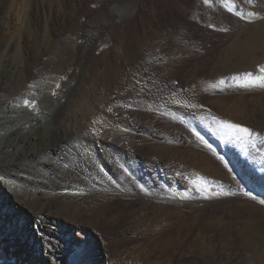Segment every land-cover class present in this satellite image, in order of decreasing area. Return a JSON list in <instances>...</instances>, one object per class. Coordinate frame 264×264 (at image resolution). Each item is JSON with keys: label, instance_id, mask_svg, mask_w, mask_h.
I'll list each match as a JSON object with an SVG mask.
<instances>
[{"label": "bare ground", "instance_id": "1", "mask_svg": "<svg viewBox=\"0 0 264 264\" xmlns=\"http://www.w3.org/2000/svg\"><path fill=\"white\" fill-rule=\"evenodd\" d=\"M106 1L0 0V264L91 262L94 243L100 247L91 224L103 232L114 264H166L187 222L220 203L215 188L228 174L215 149L158 113L170 102L169 87L180 88L183 63L167 34L154 36L165 7L150 3L152 15L138 19V2ZM77 17L92 28L83 41L73 33ZM177 30L170 33L180 44ZM241 71L208 86L195 71L180 79L189 91L209 94L181 112L192 133L212 135L210 119L230 146L237 137L249 144L247 134L220 123L251 128L264 105V87L255 82L264 73ZM251 84L262 93L252 96L256 105L243 94ZM148 105L153 116L141 120ZM177 176L181 182L168 180ZM75 229L86 244L73 248L68 234Z\"/></svg>", "mask_w": 264, "mask_h": 264}, {"label": "rangeland", "instance_id": "2", "mask_svg": "<svg viewBox=\"0 0 264 264\" xmlns=\"http://www.w3.org/2000/svg\"><path fill=\"white\" fill-rule=\"evenodd\" d=\"M131 1L136 4L138 2L137 5L140 8L136 14L138 19L141 16L148 18L149 6L153 3L165 7L166 14L162 18V22L155 21L156 34L154 36L160 34L158 37L160 39L165 37L164 34H167L166 40L171 50L174 51L175 55L178 53L180 55L178 57L183 58L182 68L176 72L175 80L178 79L177 82H180L184 88L181 85L180 88L171 85L168 89L171 98L170 104L168 103L164 107L166 110H159L158 113L163 112L161 116L167 117L178 130L187 131L185 133L189 135L188 138H197L196 140L205 143V146L212 150L214 148L216 158H218V162L220 161V169L223 166L221 170L228 174V177L224 176L220 177L221 180L218 179L219 186L217 189L215 188L217 201L220 203L202 207L199 210L202 211L201 214L187 222L186 237L178 250L172 252L171 259L166 264H264V203H261L264 200V105L257 106L255 118L252 119L251 123H248V127L251 125L249 129L252 132L251 135L246 136L248 140L250 139L249 144H242L244 137H237V142H232L233 146H230L227 141H224L226 138L223 136V132L216 128L215 123L213 125L210 119H207V123L211 127L212 135L210 134V136H203L197 127L195 133H192L190 126L181 119V112L185 108L188 110L191 103L201 98H209V94L207 91H203L204 88L201 89L202 91H194L195 93H193L192 89L189 91L183 81L180 80L185 73L195 71L198 83L207 85L215 83L222 78V75L225 76L230 72L233 74L238 71L242 74L243 71L241 70L246 68L247 70H254L256 73V69L264 68V0H251V2L249 0H224L223 3L220 0H210L209 4H205L204 0ZM93 6L92 8L99 14L104 11L102 4H98L97 7L95 4ZM242 6L244 7L242 8ZM99 7L101 10H98ZM229 8L232 10L229 11ZM140 11H144L143 14ZM78 18L75 21L77 24H72L78 28L73 33L77 40L81 38L80 40L83 41V37L89 34V24H86V17ZM121 26L122 22L118 24V29ZM164 27L168 30H165ZM163 28L164 30H162ZM91 29L90 26V32ZM170 30L179 32V37L182 39L179 38L180 44L176 41V37L174 38V34L170 33ZM102 42L99 44L101 45ZM107 43L108 41L102 43V45L104 44L103 49L111 50L112 44ZM183 53L185 54L183 55ZM251 86L252 89L248 86V90L243 94L249 95L250 104L256 105L257 99H255L256 97L252 98V96L264 94V89L261 90V93L259 90H255L254 84ZM240 92L244 91L240 90L230 94L240 96ZM144 108L142 117L145 113L153 116V109L150 108V105ZM142 119L146 120L147 118ZM119 124L122 125L123 123L120 122ZM143 134L142 132L138 137ZM236 149L244 150V156ZM181 178V176H177L176 179L169 178L168 180L179 183L182 181ZM188 178L189 176H186V179ZM206 178L210 179V176ZM188 183L189 181H187ZM228 190L229 192H227ZM140 192L142 191H137V193ZM246 193H251V195ZM203 194L205 195L204 192ZM206 197L208 196L206 195ZM13 206L16 212L17 204H13ZM91 220L93 221V218ZM88 228L98 237L100 247L94 243L91 262L88 261L86 264H114L113 256L108 254L109 246L106 238L103 237V232L92 224ZM95 228H97L96 231ZM79 234L80 231L76 229L68 234L69 239L74 242L71 247L75 248L86 244V242H82ZM39 255L46 257L43 250ZM24 256L26 257V254ZM71 256L75 257V253H72ZM99 258L101 259L97 262ZM47 259L49 258L47 257ZM9 261L19 263L12 258Z\"/></svg>", "mask_w": 264, "mask_h": 264}, {"label": "snow or ice", "instance_id": "3", "mask_svg": "<svg viewBox=\"0 0 264 264\" xmlns=\"http://www.w3.org/2000/svg\"><path fill=\"white\" fill-rule=\"evenodd\" d=\"M220 2H224V0H220ZM249 2H251V0H249ZM204 3L205 4H209L210 3V0H204ZM232 9L229 8V11H231ZM254 15V13H253ZM261 73H264V68L261 69ZM248 75L249 77L251 76V74H246ZM259 86H262L264 87V75H261L259 77L256 78V81ZM221 83H223V81H221ZM26 104L28 103L27 101L25 102ZM227 130H229L233 135H236L238 133H244V134H247V135H251L252 132L249 128L247 127H243L239 124H235V123H232L230 121H221L220 122ZM247 195H251V193H246ZM255 198V197H253ZM261 203H264V200L261 201Z\"/></svg>", "mask_w": 264, "mask_h": 264}]
</instances>
